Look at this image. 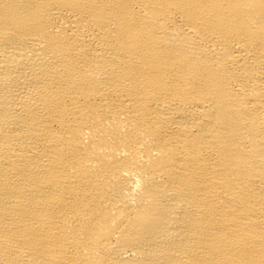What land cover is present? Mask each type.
Masks as SVG:
<instances>
[{"label": "bare ground", "instance_id": "obj_1", "mask_svg": "<svg viewBox=\"0 0 264 264\" xmlns=\"http://www.w3.org/2000/svg\"><path fill=\"white\" fill-rule=\"evenodd\" d=\"M0 264H264V0H0Z\"/></svg>", "mask_w": 264, "mask_h": 264}]
</instances>
